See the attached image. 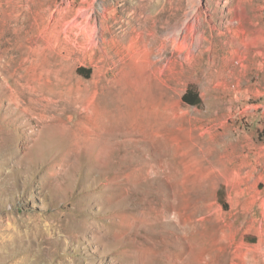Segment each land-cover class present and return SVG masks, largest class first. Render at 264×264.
I'll use <instances>...</instances> for the list:
<instances>
[{"label":"rangeland","instance_id":"rangeland-1","mask_svg":"<svg viewBox=\"0 0 264 264\" xmlns=\"http://www.w3.org/2000/svg\"><path fill=\"white\" fill-rule=\"evenodd\" d=\"M0 15L41 38L32 63L0 58V264H264V0Z\"/></svg>","mask_w":264,"mask_h":264},{"label":"bare ground","instance_id":"bare-ground-1","mask_svg":"<svg viewBox=\"0 0 264 264\" xmlns=\"http://www.w3.org/2000/svg\"><path fill=\"white\" fill-rule=\"evenodd\" d=\"M1 17V15H0ZM12 20H9V22ZM28 19H25L23 21L24 24L20 25V28L9 25V27H4L2 25V21L0 20V58L2 56H5L6 59L13 61L14 63H20L21 66L25 64V61L22 59L23 57H26L29 59V62L32 63L35 59L34 52H29L28 48L32 43L35 41L40 40L41 38L37 35H34L33 31L37 30V28L34 25H30V22H28ZM24 40L25 43H27V49L21 50L20 48L24 47L22 44V41ZM11 41L13 43L12 46H8V42ZM11 42L9 44H11ZM25 48V47H24ZM61 52H54L50 49L47 54H45V59L43 60V63H46L47 61L54 67L57 64V56H60L61 53H64V48H60ZM21 66L19 68H21ZM31 67L33 68L34 72H38V68L36 66V63L32 64ZM106 124L109 128V135H112V120L113 116H111L110 112L106 113ZM170 256L175 257L174 254L170 255L167 254L166 258L168 260H172ZM221 255L217 253H206L201 252L197 254V259L204 261L203 264H217L219 260H221ZM171 263V262H170Z\"/></svg>","mask_w":264,"mask_h":264},{"label":"trees","instance_id":"trees-1","mask_svg":"<svg viewBox=\"0 0 264 264\" xmlns=\"http://www.w3.org/2000/svg\"><path fill=\"white\" fill-rule=\"evenodd\" d=\"M78 73H84L85 77L90 76V69L89 68H83L78 67L76 70ZM84 71V72H83ZM181 100L184 103H187L189 105H199L201 103V99L196 91V89L192 85H188L185 91L183 92L181 96Z\"/></svg>","mask_w":264,"mask_h":264}]
</instances>
